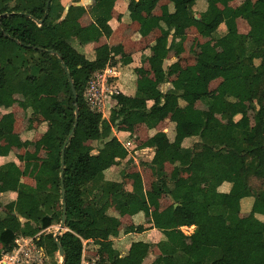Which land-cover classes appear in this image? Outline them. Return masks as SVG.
I'll use <instances>...</instances> for the list:
<instances>
[{
  "label": "trees",
  "instance_id": "16d2710c",
  "mask_svg": "<svg viewBox=\"0 0 264 264\" xmlns=\"http://www.w3.org/2000/svg\"><path fill=\"white\" fill-rule=\"evenodd\" d=\"M94 1L93 6L87 7L93 23L82 28L80 19L86 14L82 6H70L59 20L64 12V0H0V102L11 101L25 91L24 104L30 120L46 126L49 148V156L40 160V168L47 172L48 179L36 184L34 197L17 180L7 176L0 179V194L19 192L30 197L17 200L14 210L17 217L13 220L6 222L0 212L1 254H9L16 247L15 240L22 229L18 217L27 220L41 210L43 214L37 217V222L44 234L36 244L45 250L52 264H58L54 261L57 246L53 233L46 230L52 225L59 226L64 203L65 230L57 236L65 254L64 264H81L84 241L97 247V264H143L154 249L159 254L152 264L169 261L171 264H264V196L254 189L259 187L264 191V177L257 178L264 173V79L258 80L255 64L264 61V0H174L172 11L158 18L159 35L151 46L153 49L166 50L172 30L171 50L180 47L191 29L209 34L214 41L225 39L222 51L210 49L197 59L198 66L215 69L221 79L220 107H214L213 112L195 108L197 102L213 106L206 83L198 76L195 66L188 68L193 80L189 93L183 92L182 80L172 81V88L161 92L160 86L169 82L168 70H164L162 60L149 58L154 79L147 78L146 70L134 68L135 95L113 94L116 105L107 119L89 108L84 96L86 88L94 73L108 64L125 65L129 58L115 60L109 47L102 44L94 49V59L89 60L72 46L73 41L79 45L98 42L102 38L101 29L112 19L116 0ZM122 1L127 2L130 20L137 21L143 12L153 11L160 0ZM236 1H240L237 9L232 7ZM253 16L261 18L262 29L241 34L238 20L247 21ZM39 29L59 35L55 39L39 38L36 35ZM142 29V33L148 31L145 25ZM42 87L47 89L51 101L40 110ZM144 89L148 91L143 92ZM169 97L180 102L170 115L166 112ZM243 103L253 113L251 126L234 128L220 145L202 136L205 129L223 126L215 114L229 117L240 111ZM166 118L171 130L151 135L144 147L161 151L162 160L179 169L177 154L181 153L188 160L184 174L170 180L162 168L154 166L151 170L156 175L155 189L147 192L138 179L131 183V191L125 189L123 182L108 180V171L116 160L124 161L129 155L112 135V129L141 125L154 130ZM185 141L190 142L186 148L182 146ZM97 143L100 145L95 146ZM21 144L18 135L0 129V151L8 152ZM162 197L167 198L169 205L165 207L164 219L155 228L172 231V241L154 245L134 242L124 256L109 260L110 239L121 226L117 217L108 214L110 204L113 201L119 204L125 215L142 214L150 218L158 215ZM191 226H194L193 240L221 241L231 237L250 246L244 249L186 245L184 237L174 231ZM128 230L142 233L145 228L130 225Z\"/></svg>",
  "mask_w": 264,
  "mask_h": 264
},
{
  "label": "crops",
  "instance_id": "0c3cea01",
  "mask_svg": "<svg viewBox=\"0 0 264 264\" xmlns=\"http://www.w3.org/2000/svg\"><path fill=\"white\" fill-rule=\"evenodd\" d=\"M162 1L164 0H160L157 3L153 11H145L141 14L139 20L131 21L127 11V2L116 0L112 12V19L101 29L102 38L98 42L79 45L76 41H73L71 44L75 43L78 46L77 49L89 60L94 59V49L102 44L109 47L110 55L115 60L118 58H129L127 64H121L120 67H115L117 77L109 80L110 87L114 88L117 93H123L127 96H133L136 93V76L133 72L134 68H142L146 70L147 78L154 79V74L149 70L147 61L149 58L162 60L164 70H168L169 82L160 86V91L163 93L172 88L170 83L174 80H182L183 92L189 93L193 88V80L188 68L195 66L197 67L198 76L206 83V92L209 94V100L213 102L212 107H206L203 103L197 102L195 108L202 111L213 112L214 107H220L222 104V90L220 88L221 79L217 76L215 69L198 66L197 59L210 49L217 52L222 51L226 46V41L223 38L214 41L207 33L191 31L186 33L183 43L177 50L169 49L170 44H167L166 50L153 49L151 46L158 36V18L165 13L172 11L171 4L174 0H168L169 2L167 1L168 3L166 5L161 3ZM64 3L66 8L67 6H72L75 2L64 0ZM77 3H80V6L86 9V14L80 19V26L84 28L93 23L91 16L87 11V7L93 6L95 1L79 0ZM65 8L62 17L59 20L65 17ZM143 25L148 28L146 33H142L144 31V29H142ZM36 35L39 38L44 37L55 39L59 34L50 30L39 29L37 30ZM213 74L216 76L214 77ZM147 91V89L143 90V92ZM26 94L27 93L23 91L21 95L14 96L11 101L5 100L0 102V129L6 134L18 135L22 142L20 146L14 147L8 152L0 151V179L7 176L10 179L17 180L22 186H25L26 189H30L31 197H34L36 194V184L45 183L48 179L47 172L40 168V160L49 156V148L45 138L47 133L46 126L44 124H34L30 120V113L26 110L24 104ZM49 103L50 100L47 95V89L42 87L39 109H44ZM147 104L150 106L151 102H148ZM115 105L112 96L105 98L104 107H106L105 110L107 116L103 114L104 118L107 119L109 117L110 112L114 109ZM179 105L180 102L175 97H169L166 107L167 114L170 115L174 113ZM241 112L243 111L240 110L229 117L215 114V118H217L223 126L217 129H205L202 132V136L211 140L215 145L222 144L228 139L231 131L234 128H237L235 125L240 121ZM227 121L228 124H226ZM167 122H169V119H164V121H162L154 130H147L141 125L134 127L123 125L115 127V129L113 128V136H115L122 145L128 144V152H132L131 154L129 153L130 155H128L124 161L116 160L115 166L108 171V180L119 182L123 176V178L132 183L135 179H138L142 183L143 190L147 192L151 188L155 189L154 182L156 180V175L151 170L154 166L162 168L170 180L179 175H183V168L187 165L188 160L181 153L177 154V160L181 165V168L179 169L168 162H164L162 160L161 151H156L154 148L144 147V144L151 135L157 132L166 133L169 129L171 130V127ZM223 129L226 130L227 133L222 134V139L220 138L221 141L217 143L215 138L217 135H220V130ZM168 135L171 136V132ZM137 136H140L142 139L139 138L137 140ZM186 143H188V141H185L182 144L185 148L188 147V145H185ZM260 174L264 175V173ZM133 194L136 197L139 196L137 193ZM21 198L30 199L29 196L24 197L19 192H6L0 194V201L3 204L0 212L4 214L6 222L17 217L14 211L15 203ZM165 202H168L166 206L169 205L167 198L162 197L159 201L160 211L158 215L150 218H145L142 214H136L132 217L125 215L122 213L119 204L114 201L110 204L108 214L117 217L121 222V226L110 239L111 246L107 254L109 260L115 257L124 256L129 250L130 245L134 242L151 243L154 245L161 241H172V231H164L155 228V225L164 219L166 207L164 206ZM41 214H43V212L38 210V215L31 217L30 219L26 220L22 217L18 218L22 223V227L24 225L32 224V226L38 228L37 217ZM130 225H141L145 228V231L142 233H137L136 231L130 232L128 230ZM51 229L53 232H49ZM57 230L58 226L52 225L46 230V233H53L54 236ZM29 232L30 230L24 231V229H21L16 240H33L35 245H37L36 241L39 239L40 235L44 234V232L39 229V231L34 233L32 237H26L24 234ZM174 232L177 235H182L184 237L183 241L186 245H202L200 240H193V238H191L194 232V226L181 227ZM188 240L192 241V243H187ZM96 249L97 247L90 241H84L81 264H97L99 258L96 256ZM1 252L0 245V257L3 255ZM158 254V250L154 249V251L145 259L143 264H152ZM167 264H171V262L169 261Z\"/></svg>",
  "mask_w": 264,
  "mask_h": 264
},
{
  "label": "rangeland",
  "instance_id": "374dc122",
  "mask_svg": "<svg viewBox=\"0 0 264 264\" xmlns=\"http://www.w3.org/2000/svg\"><path fill=\"white\" fill-rule=\"evenodd\" d=\"M168 0H164V1H162L161 3H164V5H166L168 2H167ZM205 1H208V0H205ZM160 3V4H161ZM239 4H240V1H236V2H234L233 4H232V7H234L235 9H237L238 7H239ZM162 8V7H161ZM237 13H238V11H237ZM239 14V13H238ZM237 27H238V31L241 33V34H248V33H252V32H258V31H260L261 29H262V27H263V24H262V21H261V18L259 17V16H253V17H251L249 20H247V21H244V20H241V19H239L238 20V22H237ZM134 30V29H133ZM191 31H195L194 29H191V30H189L188 32H191ZM221 32L222 31H219V34H221ZM157 34L159 35V33H158V31H157ZM126 35H127V33H126ZM129 36V35H128ZM210 37V36H209ZM200 40H203V39H200ZM73 45V47L75 48V49H77V45L74 43V44H72ZM190 64V63H189ZM255 64H256V66H257V68H258V80H262V79H264V61L263 62H260V61H256L255 62ZM217 72V71H216ZM214 75V77L216 76L215 74H213ZM85 96V95H84ZM49 100L51 101V99L49 98ZM105 108L106 107H104L103 108V110H102V114H105L106 116H107V114H106V110H105ZM241 110L243 111V112H241V115H240V121H239V123H237L235 126H237V128H239V127H243V126H248V125H252L253 124V113L248 109V107H247V104L246 103H243L242 104V108H241ZM167 123H169V126L171 127V124H170V122H167ZM226 124H228V121L226 122ZM230 126V125H229ZM115 129V128H114ZM115 131H117V130H115ZM169 131H170V129H169ZM224 133H227L226 132V130H220V135H217L216 136V138H215V140H216V142L218 143V142H220L221 141V139H222V134H224ZM112 135H113V133H112ZM222 135V136H221ZM138 138H137V140L139 139V138H141L140 136H137ZM221 138V139H220ZM142 139V138H141ZM219 139V140H218ZM87 144V143H86ZM137 144V143H136ZM190 144V142H188V143H186L185 145H189ZM98 145H100V144H96L95 146H98ZM125 146H126V144H124ZM129 147V146H128ZM127 146H126V148H128ZM129 150V149H128ZM131 152L132 151H130L129 153L131 154ZM129 154V155H130ZM258 177V179H262V177L264 176L263 174H259V175H257ZM119 182H123V184H124V187H125V189L127 190H131V182L129 181V180H126L125 178H123V176H122V178L119 180ZM255 189V192L256 193H258V194H260V195H263L264 196V191L261 189V188H259V187H255L254 188ZM168 202H165V204H164V206H166V204H167ZM38 226V225H37ZM39 228V227H38ZM38 228H36L35 226H32V224H28V225H24L23 227H22V229H24V231L25 230H30V232L29 233H27V234H24L26 237H32L33 235H34V233H37L38 231H39V229ZM65 230V229H64ZM64 230H62V231H64ZM61 231V232H62ZM49 232H53V230L51 229ZM25 233V232H24ZM201 242V244L202 245H206V246H218V247H220V246H236V247H240V248H247V247H249L250 246V244L249 243H246V242H241L240 240H238V239H235V238H228V239H225V240H222V241H219V240H214V239H211V238H208V239H206V240H204V241H200ZM187 243H192V241H189L188 240V242ZM45 251V250H44ZM45 255H46V253H45ZM54 261L55 262H58V264L60 263V261H61V258H60V256L58 255V254H56V256H55V258H54ZM43 264H52V260L51 259H49V257L48 256H46L45 257V259H44V262H43Z\"/></svg>",
  "mask_w": 264,
  "mask_h": 264
},
{
  "label": "built area",
  "instance_id": "2783aa9c",
  "mask_svg": "<svg viewBox=\"0 0 264 264\" xmlns=\"http://www.w3.org/2000/svg\"><path fill=\"white\" fill-rule=\"evenodd\" d=\"M117 77L116 68L110 64L94 73L85 91V101L91 110L102 112L105 98L117 91L110 87L109 80ZM128 147L129 145L126 144ZM125 145L123 147L128 151ZM15 249L0 257V264H43L45 252L35 245L33 240H15Z\"/></svg>",
  "mask_w": 264,
  "mask_h": 264
},
{
  "label": "water",
  "instance_id": "95a60500",
  "mask_svg": "<svg viewBox=\"0 0 264 264\" xmlns=\"http://www.w3.org/2000/svg\"><path fill=\"white\" fill-rule=\"evenodd\" d=\"M72 6H80V3H74ZM69 9V6H67L65 8V11L67 12ZM174 33V31L172 30L171 31V35L168 39V45L171 43V40H172V34ZM70 85H71V90H72V93L73 95H75V90L73 88V84L70 82ZM75 119H76V123H77V119H78V108L76 107L75 109ZM76 123H75V126H76ZM74 130V128H73ZM73 130L70 132V135H69V138L71 137L72 133H73ZM63 153H64V148L62 149L61 151V166L63 165ZM60 178H62V172L60 173ZM61 197H62V201L64 200V189H63V185H62V181H61ZM176 206V205H175ZM65 205L63 203V211H62V218H61V221H60V224L58 226V230L55 232L53 238H54V241L56 243V246H57V254L60 256L61 258V261L59 264H64V261H65V254H64V251L62 249V247L60 246V244L58 243L57 241V236L60 235L61 231L64 230V226H65V221H66V216H65Z\"/></svg>",
  "mask_w": 264,
  "mask_h": 264
}]
</instances>
